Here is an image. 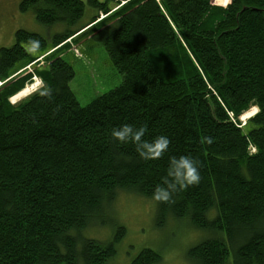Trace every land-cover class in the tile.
I'll return each mask as SVG.
<instances>
[{"label": "trees", "instance_id": "1", "mask_svg": "<svg viewBox=\"0 0 264 264\" xmlns=\"http://www.w3.org/2000/svg\"><path fill=\"white\" fill-rule=\"evenodd\" d=\"M213 1L229 4L87 0L96 15L82 24L81 0H21L47 33L17 30L0 48V264H107L124 229L109 243L81 234L119 191L154 200L160 226L173 218L219 234L189 251L197 264H264V0ZM82 36L122 76L85 107L57 54ZM30 38L41 41L36 53ZM33 78L41 88L11 104ZM124 123L144 126L145 139L167 136L168 152L144 161L115 143ZM180 155L199 161L200 182L158 202L154 188ZM159 260L144 249L131 264Z\"/></svg>", "mask_w": 264, "mask_h": 264}, {"label": "rangeland", "instance_id": "2", "mask_svg": "<svg viewBox=\"0 0 264 264\" xmlns=\"http://www.w3.org/2000/svg\"><path fill=\"white\" fill-rule=\"evenodd\" d=\"M81 1L85 4L81 23L87 24L96 15V11L87 4V0ZM97 1L102 3L104 0ZM20 3L21 0H0V48H11L14 45L17 30L46 36L47 29L35 20L34 8L22 13ZM212 3L225 8L213 0ZM69 45L70 48L68 46V49L64 48L57 54L74 71L69 87L81 107L121 84L122 76L110 62L100 43L82 36ZM41 64L42 60L38 62V65L42 66ZM24 73H29L28 69ZM34 83L35 90H39L42 84L38 78H33L27 86ZM253 111L256 112L257 109L250 107L241 115V126L249 119L242 120V116ZM119 228L124 229V235L115 245V254L107 264H131L144 249H149L160 257L155 264H197L190 258L189 251L205 240L220 237L219 234L193 228L187 220L168 218L163 225H158L155 201L147 200L133 191H119L113 202L103 203L92 214L90 226L81 236L109 243L118 234Z\"/></svg>", "mask_w": 264, "mask_h": 264}, {"label": "clouds", "instance_id": "3", "mask_svg": "<svg viewBox=\"0 0 264 264\" xmlns=\"http://www.w3.org/2000/svg\"><path fill=\"white\" fill-rule=\"evenodd\" d=\"M41 46L39 39L30 38L26 49L36 53ZM53 90L45 86L40 95L51 97ZM112 140L119 145L132 144L138 157L144 161H154L168 152L171 141L165 135H159L149 140L145 139L146 128L124 123L111 131ZM199 161L190 155L172 156L169 160L166 175L162 183L153 191L154 198L161 203L172 202L173 196L186 191L200 182Z\"/></svg>", "mask_w": 264, "mask_h": 264}, {"label": "bare ground", "instance_id": "4", "mask_svg": "<svg viewBox=\"0 0 264 264\" xmlns=\"http://www.w3.org/2000/svg\"><path fill=\"white\" fill-rule=\"evenodd\" d=\"M35 87H36V83H34L33 85H30V86H27L22 91H20L17 95H15L14 97H12L10 99V102L14 104V103L18 102L21 99L23 100V98L24 99L27 98V96L29 97L31 93L33 94L34 91L36 92L38 90V89L35 90ZM256 112L255 111L248 112L245 115H243L241 119L242 120H246V119L250 118L251 116H253Z\"/></svg>", "mask_w": 264, "mask_h": 264}, {"label": "built area", "instance_id": "5", "mask_svg": "<svg viewBox=\"0 0 264 264\" xmlns=\"http://www.w3.org/2000/svg\"><path fill=\"white\" fill-rule=\"evenodd\" d=\"M157 1H159V0H157ZM251 152H252V153L255 152L254 149H252Z\"/></svg>", "mask_w": 264, "mask_h": 264}, {"label": "water", "instance_id": "6", "mask_svg": "<svg viewBox=\"0 0 264 264\" xmlns=\"http://www.w3.org/2000/svg\"><path fill=\"white\" fill-rule=\"evenodd\" d=\"M228 4V3H227ZM227 4L226 5H224L225 7L227 6Z\"/></svg>", "mask_w": 264, "mask_h": 264}, {"label": "snow or ice", "instance_id": "7", "mask_svg": "<svg viewBox=\"0 0 264 264\" xmlns=\"http://www.w3.org/2000/svg\"><path fill=\"white\" fill-rule=\"evenodd\" d=\"M225 2H227V0H225Z\"/></svg>", "mask_w": 264, "mask_h": 264}]
</instances>
